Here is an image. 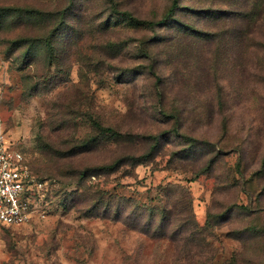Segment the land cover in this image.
Returning <instances> with one entry per match:
<instances>
[{
	"label": "rangeland",
	"instance_id": "1",
	"mask_svg": "<svg viewBox=\"0 0 264 264\" xmlns=\"http://www.w3.org/2000/svg\"><path fill=\"white\" fill-rule=\"evenodd\" d=\"M172 2L0 0V131L46 181L0 264H264V0Z\"/></svg>",
	"mask_w": 264,
	"mask_h": 264
},
{
	"label": "built area",
	"instance_id": "2",
	"mask_svg": "<svg viewBox=\"0 0 264 264\" xmlns=\"http://www.w3.org/2000/svg\"><path fill=\"white\" fill-rule=\"evenodd\" d=\"M45 184L19 145L0 131V226L31 221L38 214Z\"/></svg>",
	"mask_w": 264,
	"mask_h": 264
},
{
	"label": "trees",
	"instance_id": "3",
	"mask_svg": "<svg viewBox=\"0 0 264 264\" xmlns=\"http://www.w3.org/2000/svg\"><path fill=\"white\" fill-rule=\"evenodd\" d=\"M179 2H180V0H173L172 5H171V7L169 8L167 14H165L164 17H163L160 21H158L157 23H158V24H165V23H168L169 20L172 19V16L174 15V13H175V12L177 11V9L180 7V6H179V4H180ZM256 2H257V1H256ZM254 11H255L254 14H255L256 16H259V14H261V10H260V7H259L258 4H257V5H256V4L254 5ZM240 14H242V12H241ZM133 20H134L135 22L139 23V24H146V23H147L146 21H144V20H139V19H137V18H135V17H133ZM149 23H153V22H149ZM93 125H94L96 128L101 126L99 123L96 122V120H94ZM100 129H101V128H100ZM103 130H106L107 132H109V133H110L111 135H113V136H116V135L118 134V132H116V131H115L113 128H111V127L103 128ZM48 146L50 147V145L47 144V147H48ZM56 153L60 154L61 156H65V155L71 154V152H67V151H66V153H65V152H63V151H61V150H58ZM121 162H122V160L120 159V160H118V161L113 162L112 164L106 165L105 168H106V169H115L117 166H119V165L121 164ZM81 174H82V172H81ZM139 210H140V212H142V211L145 210V208H139ZM207 224H209V221H208ZM205 231H206V229H199V228H197V227H195V229L192 230L193 240H194V239H197V240H199V242H201V244H200V249H199V251H198L197 254H196V255H198V256H202L203 253H204L205 251H206V252L209 251V252L213 253L212 250H210V249H208L207 247L204 246V243H205V241H206V237H204V236H205ZM202 244H203L204 247H202ZM213 255H214V254H213ZM203 262H205L204 259H203ZM201 263H202V262H201ZM209 264H211V263H209ZM230 264H236V263H235L234 261H232V263H230Z\"/></svg>",
	"mask_w": 264,
	"mask_h": 264
}]
</instances>
